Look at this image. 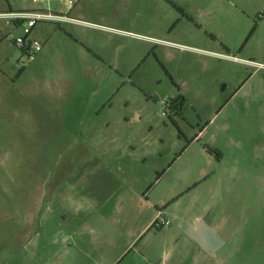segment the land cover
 Segmentation results:
<instances>
[{"label":"rangeland","instance_id":"374dc122","mask_svg":"<svg viewBox=\"0 0 264 264\" xmlns=\"http://www.w3.org/2000/svg\"><path fill=\"white\" fill-rule=\"evenodd\" d=\"M37 8L69 20L32 29L31 61L24 29L0 18V226L31 190L57 195L39 198L23 254L48 259L54 222L72 247L140 223L153 190L175 223L203 220L225 241L198 258L158 248L168 264H264V0H0V14ZM119 196L134 215L114 213Z\"/></svg>","mask_w":264,"mask_h":264},{"label":"crops","instance_id":"0c3cea01","mask_svg":"<svg viewBox=\"0 0 264 264\" xmlns=\"http://www.w3.org/2000/svg\"><path fill=\"white\" fill-rule=\"evenodd\" d=\"M149 157H152V154L139 157L138 162H149ZM152 162L157 161L153 160ZM154 165L153 170L157 175L156 182L159 183L163 179L164 173L163 171L160 172V163ZM133 186L136 188V185ZM125 191H128V188L120 189L119 195H122ZM153 194L154 191L152 190L147 194L146 201L141 199V203L146 206L148 212H146L140 223L128 221L127 219V222L120 224L124 228L120 226L116 228L114 223L103 224L101 230H97L96 237L88 239V247L84 245V240L82 243L80 234L77 236V245L73 247L69 245L66 241L70 239L72 230L68 229L67 232L61 233L59 227L62 224L54 222L52 225L58 224L57 230L48 235V245L45 249L47 250L48 259H38L37 261L35 259L36 254L25 256L23 252L36 244V237L40 238L42 230L40 222L43 219L40 208L41 203L52 204L57 195L56 193L40 195L38 189L31 190L30 193L22 196L27 198L28 201L23 202L20 198L18 201L11 202L10 210L12 213L15 212L16 220L12 223H3V226H0L5 231L2 237L4 239H1L2 242L0 241V244L2 243L0 247V264H168L169 260L164 258V254L156 253L158 248L170 249V252H174L173 256L180 255V257L181 254L188 253L198 258L204 252L207 253L185 232L188 227H195L199 219H196L195 224L175 223V216L170 212V209H163L167 200L157 197L152 198ZM178 195L174 196L173 199L177 201V198L180 197ZM16 197H19L18 194ZM39 198H41V203ZM120 198L121 196H119ZM69 199H71L70 196ZM119 199L116 202L119 211L116 212L114 209V213L120 216L127 213L129 217L134 215V209L132 208L135 207V203H131L130 198L127 197L124 200ZM50 207L51 205L47 207L49 211ZM159 214L171 221L169 227L155 228L154 222ZM51 226H48L47 230H50ZM123 229L126 232L122 233L123 238H121L118 230ZM161 232H164V236L169 237V240L162 241L158 239L162 235ZM179 258H176L177 261Z\"/></svg>","mask_w":264,"mask_h":264},{"label":"built area","instance_id":"2783aa9c","mask_svg":"<svg viewBox=\"0 0 264 264\" xmlns=\"http://www.w3.org/2000/svg\"><path fill=\"white\" fill-rule=\"evenodd\" d=\"M38 1V0H34ZM0 18L6 20L8 25L22 27L25 31V37L18 38L15 44L21 49L26 61H31L38 53L43 50V43L33 36L32 29L41 22H64L69 20L68 16L59 15L51 12L49 9H37L36 11H19L0 14ZM171 221L159 214L155 219L154 225L158 229L169 227Z\"/></svg>","mask_w":264,"mask_h":264},{"label":"water","instance_id":"95a60500","mask_svg":"<svg viewBox=\"0 0 264 264\" xmlns=\"http://www.w3.org/2000/svg\"><path fill=\"white\" fill-rule=\"evenodd\" d=\"M186 233L210 255H215L224 245V239L203 220L190 227Z\"/></svg>","mask_w":264,"mask_h":264},{"label":"trees","instance_id":"16d2710c","mask_svg":"<svg viewBox=\"0 0 264 264\" xmlns=\"http://www.w3.org/2000/svg\"><path fill=\"white\" fill-rule=\"evenodd\" d=\"M155 226V225H154ZM156 228V227H155Z\"/></svg>","mask_w":264,"mask_h":264}]
</instances>
